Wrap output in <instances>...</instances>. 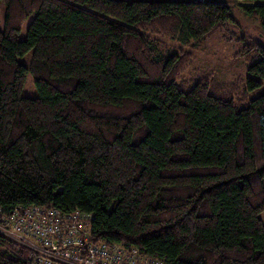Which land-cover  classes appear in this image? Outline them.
<instances>
[{"label": "trees", "instance_id": "16d2710c", "mask_svg": "<svg viewBox=\"0 0 264 264\" xmlns=\"http://www.w3.org/2000/svg\"><path fill=\"white\" fill-rule=\"evenodd\" d=\"M238 1L264 31V0ZM0 2V224L32 206L80 212L94 242L161 264H264V93L249 98L264 47L246 46L249 77L228 83L191 52L234 22L229 6ZM29 76L38 97L23 96ZM31 254L0 233V264Z\"/></svg>", "mask_w": 264, "mask_h": 264}, {"label": "built area", "instance_id": "2783aa9c", "mask_svg": "<svg viewBox=\"0 0 264 264\" xmlns=\"http://www.w3.org/2000/svg\"><path fill=\"white\" fill-rule=\"evenodd\" d=\"M93 216L32 206L0 224V233L32 250L30 264H161L135 248L94 242Z\"/></svg>", "mask_w": 264, "mask_h": 264}, {"label": "rangeland", "instance_id": "374dc122", "mask_svg": "<svg viewBox=\"0 0 264 264\" xmlns=\"http://www.w3.org/2000/svg\"><path fill=\"white\" fill-rule=\"evenodd\" d=\"M217 1L226 4L232 9L234 22H229L214 29L206 38L202 48L191 51L195 57L194 68L211 73L215 79L225 83L232 82L238 78L245 79L249 77V73L244 59L239 57V54L248 45L260 44L264 47V31L258 20L251 19L241 11L240 5L244 4L242 1ZM5 14L6 7L0 2V30H4ZM33 18L34 16H31L24 22L18 34L19 40L26 39L27 30ZM31 57L32 52H29L20 58L19 61L29 66ZM184 77L189 78V72ZM262 82L261 88L250 93V99H254L264 93V80ZM38 95L35 83L32 77L29 76L23 89V96L35 98Z\"/></svg>", "mask_w": 264, "mask_h": 264}]
</instances>
